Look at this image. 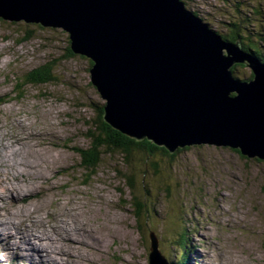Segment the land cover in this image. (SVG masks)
Wrapping results in <instances>:
<instances>
[{
    "label": "rangeland",
    "instance_id": "obj_1",
    "mask_svg": "<svg viewBox=\"0 0 264 264\" xmlns=\"http://www.w3.org/2000/svg\"><path fill=\"white\" fill-rule=\"evenodd\" d=\"M181 1L217 35H228L234 25H241L243 36L245 30L261 36L251 38L264 58V0ZM23 29L34 34L29 42L22 43ZM44 29L0 19V151H7L5 130L20 137L23 133L11 126L12 121L28 126L27 133L35 132L23 136L21 153L15 155L34 164L26 155V149L35 154L32 143L42 155V176L34 193L22 199H35L36 210L48 223L50 208L69 219L74 213L79 244L70 245L78 263L149 264L155 238L168 262L181 258L185 249L188 264H264V161L229 147L201 144L188 147L172 161L157 156V169L142 160L127 166L119 154L107 152L94 173L86 171L78 152L90 147L86 135L98 124L97 109H104L106 100L91 82V61L67 57L69 34ZM45 65L53 68L56 81L22 88L27 73ZM252 76L251 68L243 65L233 73L242 82ZM18 169L28 171L26 165ZM132 175L134 192L125 179ZM133 197L144 209L139 220L130 203ZM106 214L114 217L115 225ZM10 239L9 249L0 245V264H40ZM57 257L65 263L72 259L65 253Z\"/></svg>",
    "mask_w": 264,
    "mask_h": 264
},
{
    "label": "water",
    "instance_id": "obj_2",
    "mask_svg": "<svg viewBox=\"0 0 264 264\" xmlns=\"http://www.w3.org/2000/svg\"><path fill=\"white\" fill-rule=\"evenodd\" d=\"M0 19L69 34L93 64L104 122L170 153L201 144L264 161V65L180 0H0ZM253 79L238 81L234 65ZM149 264H169L155 238Z\"/></svg>",
    "mask_w": 264,
    "mask_h": 264
},
{
    "label": "bare ground",
    "instance_id": "obj_3",
    "mask_svg": "<svg viewBox=\"0 0 264 264\" xmlns=\"http://www.w3.org/2000/svg\"><path fill=\"white\" fill-rule=\"evenodd\" d=\"M12 123L11 126L21 128L23 133H21L20 137L19 134L17 136L16 133L12 135L7 134L5 130L4 136H6L7 140L3 144L6 145L7 151L2 150L3 153L0 151V233L3 230L4 234L3 236L0 235L2 236L0 245L3 249L4 247L9 249L11 247L9 244L11 240H8V238H13L17 243L16 247L26 250L29 259L32 261H37L40 264H79L77 257H74L73 246L70 245L79 244L75 243L78 242L75 239L79 238V235L75 233L76 229L74 225L76 223L74 224V221H76V219L74 218V213H71V219H69L65 217L64 212H60L58 215L56 209L51 210L50 208L47 218H49L51 222L48 223L45 221V217L42 213L36 210L38 204L34 203L35 199H22L24 196L30 193L32 194L35 191L34 184L37 183L42 174V171L40 174L39 169L42 166V164L39 163L42 155L39 150L34 149L32 143L30 147L35 154L33 155L30 150L26 149V155L35 162L34 164H29L23 159V156H20V158L15 156L21 153L20 140L22 143L25 141V137L23 136L31 134V132L35 134V132L30 129V132L27 133L29 131L28 126L18 123L15 124L14 121H12ZM2 128L3 126H0V131ZM32 128L34 127L32 126ZM24 132L26 133L24 134ZM16 138L17 140H15ZM22 149L24 150L23 147ZM15 158L19 159L18 163L15 162ZM22 165H26L28 168L27 172L19 171L18 166ZM13 178L15 179V183L12 184ZM12 193L14 195H12ZM5 202L8 206L4 204ZM16 203H19V206ZM105 216H110V220H113L114 223L111 224L115 225L113 216L109 214ZM105 227L110 230L107 224H105ZM7 230L12 231V234H6L5 231ZM82 234H88V232H83ZM90 240L91 239H89V241ZM7 249L6 252L10 255V251ZM62 253L71 256L72 259H67V263L61 262L57 255Z\"/></svg>",
    "mask_w": 264,
    "mask_h": 264
},
{
    "label": "trees",
    "instance_id": "obj_4",
    "mask_svg": "<svg viewBox=\"0 0 264 264\" xmlns=\"http://www.w3.org/2000/svg\"><path fill=\"white\" fill-rule=\"evenodd\" d=\"M181 1V0H180ZM183 2V1H181ZM184 4V2H183ZM186 7V6H185ZM197 16V15H196ZM34 26H38L40 29L45 30L44 27H42L39 24H31ZM233 26V25H232ZM51 30H57L54 28H50ZM35 30V28H34ZM243 30V29H242ZM241 25L233 26V31L228 35H219L221 39L224 42H230V43H239L245 53L248 55H251L255 57L256 60H258L261 64L264 65V58L260 54V47L255 44V42L252 40L251 37H259L261 36H255L252 34V32L249 30H245L246 33H242ZM22 43L29 42L33 37L34 34L30 29H23L22 30ZM63 35L66 32L64 30L61 31ZM250 33V34H249ZM245 39V40H244ZM244 41H246V45L244 44ZM68 58H74L76 55L71 50V42L69 39V48H68ZM89 61V60H88ZM90 62V61H89ZM92 67V63H89ZM247 66V65H243ZM238 67H242V64L234 65L231 68V73L233 74L234 71ZM253 77V76H252ZM250 77V78H252ZM235 78V77H234ZM238 79V78H236ZM240 80V79H238ZM55 78L53 76V68L50 65H45L39 68H36L29 73H27L24 85L22 88L26 86H41L46 85L52 82H55ZM244 81V80H243ZM99 115H98V121L97 125L94 128V131L89 130V134L86 136L88 137V140L90 141V147L87 150H79L78 154L81 157L82 160V168L85 169L88 172L94 173V171L99 167L100 162L102 160V157L104 154L109 152L110 154H119V156L122 158L123 164L134 167L135 162L142 160V163L144 162L145 165L157 169V163L156 158L157 156H160L162 158H166L167 160H175L176 156L179 153H182L185 149H179L175 151L174 153H170L163 147H158L154 145L152 142L148 141L147 139L142 141H137L135 139L129 138L120 132L114 130L111 128L108 124L104 122V109L103 106L99 107L97 109ZM239 153V151H237ZM126 183L128 188L131 190V192H134L136 188L135 186V178L132 175L131 177L125 176ZM131 205L135 208V216L136 219L139 220L141 218V215H143V207L141 205V202L137 200V198H132ZM140 232H142V229H139ZM182 237V236H181ZM183 241V238H181V241ZM185 253L181 258L178 260H169V264H188L189 256L187 253V250H185ZM165 258V257H164ZM166 259V258H165Z\"/></svg>",
    "mask_w": 264,
    "mask_h": 264
}]
</instances>
